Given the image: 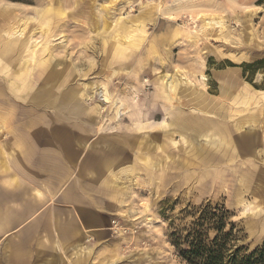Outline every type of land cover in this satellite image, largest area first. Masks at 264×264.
Instances as JSON below:
<instances>
[{
	"label": "rangeland",
	"instance_id": "374dc122",
	"mask_svg": "<svg viewBox=\"0 0 264 264\" xmlns=\"http://www.w3.org/2000/svg\"><path fill=\"white\" fill-rule=\"evenodd\" d=\"M184 1L0 0V116L18 105L10 133L0 128V218L19 215L0 257L36 226L31 264H186L172 234L206 208L228 212L233 250L263 246L264 0ZM53 69L65 86L33 105ZM74 90L88 111L70 119L58 112ZM20 118L63 126L86 148L73 143L68 168L50 126Z\"/></svg>",
	"mask_w": 264,
	"mask_h": 264
},
{
	"label": "crops",
	"instance_id": "0c3cea01",
	"mask_svg": "<svg viewBox=\"0 0 264 264\" xmlns=\"http://www.w3.org/2000/svg\"><path fill=\"white\" fill-rule=\"evenodd\" d=\"M50 75L49 76H40V81H37L39 84L41 83V85L38 87L37 86V90L35 91L34 94L36 93H41L42 94V101L39 103L36 102H32V100L30 101L33 105L37 106L40 105L42 103H44L45 101L48 102L51 101L52 99L55 98V95L57 94V92L59 93V91L61 90V87L65 86L63 83L66 81L65 78H67V76H65V78H63L62 74L60 71L53 69L49 71ZM79 90H74L72 91L71 94L65 93L64 98H67L68 100V104L73 105V110L74 107L77 108L75 111H72V107H70L69 110H60L61 112H58V114H68L70 115L71 119H76L77 115L79 114V112L81 111H88L87 108L85 107H81L80 104H78L77 102V94L79 93ZM24 93V92H23ZM33 94V95H34ZM81 96V92L79 93V97ZM17 99V98H16ZM24 99H29V96L25 94H22V96H20L19 100H24ZM18 109V105L14 106L12 109H7L6 111L8 112L7 114L5 112L2 113V115L0 116V128H6L7 129V133H10V130L15 124H16V120H14L13 114L15 112V110ZM74 113H72V112ZM32 112L29 109V111L26 112L25 116L28 117V115H30ZM73 116V117H72ZM24 118V117H23ZM20 118L22 123H19L18 126L19 128L22 129H26V127H34L36 125L42 126V127H38L39 129L41 128V130H44L46 126H50L51 123H47L44 121H37V122H26L24 123V119ZM88 122V121H87ZM89 123V122H88ZM66 124L68 126H73V122H66ZM45 126V127H43ZM56 126V125H55ZM3 130V129H2ZM49 132H50V137L49 139H51L53 142L60 143V150L64 155V159L66 161V164L68 166V168L70 167V165H73L75 159H74V152L72 151L71 147L73 145V143H79L80 139L77 140V138L73 135L72 132L67 133V128L62 127H54V126H50L49 127ZM69 137V138H68ZM19 145L24 146L25 145V137H18L17 139ZM65 142V143H64ZM83 146V148H86V143L83 142V140H81L80 142ZM79 143V145H80ZM69 147H68V145ZM3 145V144H2ZM1 145V148H2ZM20 146V148H21ZM82 146L80 145V148H82ZM0 150L3 152L4 157L8 154H4L3 149ZM71 152H69L68 150ZM7 152V150H6ZM71 154V155H70ZM104 166V169L106 171H108L110 174H112V176H114V165H108L105 161L99 162L98 164V168H100V165ZM117 179V178H115ZM102 182L104 184L107 183V178L102 177ZM37 194V198L39 199V196H43L42 192H40V190L36 191ZM35 198V197H34ZM36 200V199H35ZM38 202V201H37ZM36 203V202H35ZM38 204V203H36ZM40 204V203H39ZM83 211V209H81ZM12 213H8L7 218L6 219H2L0 218V232L5 231V229L9 226L7 223L10 220H14V216H19V215H15ZM87 216V215H86ZM92 218H85L83 219L84 223L86 225H88V221L90 222ZM83 223V225H84ZM89 227V226H88ZM88 227H84V232H90V229H87ZM39 227H34L31 230H27L24 234V237H21V240H18L17 243L12 242V240L10 239L7 244H5V252L3 254V256L0 257V264H31L30 263V256H31V248L32 247H36L37 250H39V252H41L42 250V244L39 241ZM7 234H5V236H7ZM57 237V236H56ZM79 237L77 229L74 228V225L69 223L68 226V230H67V234L65 236L66 239H64V242H66L65 244H70L73 243L75 245H73V249H76L77 246V242L75 241L77 238ZM58 238V237H57ZM55 242H57V246L58 248H62L63 246H61V244H63L62 242H60V240H56ZM35 243V244H34ZM77 250V249H76ZM7 254V257H6ZM12 254V255H11ZM18 254V255H17ZM78 254V253H77ZM9 255V256H8ZM11 256V257H10ZM29 258H28V257ZM27 257V258H26ZM20 258V259H19ZM27 260V261H25ZM8 262V263H7ZM81 260H77L75 262V264H80ZM47 264H53L51 262L47 263Z\"/></svg>",
	"mask_w": 264,
	"mask_h": 264
},
{
	"label": "trees",
	"instance_id": "16d2710c",
	"mask_svg": "<svg viewBox=\"0 0 264 264\" xmlns=\"http://www.w3.org/2000/svg\"><path fill=\"white\" fill-rule=\"evenodd\" d=\"M228 212L225 209H204L185 234H172L178 257L186 264H264V244L250 253L232 249L233 224L225 231ZM214 236L210 237V232Z\"/></svg>",
	"mask_w": 264,
	"mask_h": 264
},
{
	"label": "bare ground",
	"instance_id": "6f19581e",
	"mask_svg": "<svg viewBox=\"0 0 264 264\" xmlns=\"http://www.w3.org/2000/svg\"><path fill=\"white\" fill-rule=\"evenodd\" d=\"M203 1V0H202ZM205 1H209V0H205ZM185 3H190V1L189 0H185L184 1ZM182 4H183V2H182ZM191 7H194V6H192L191 5ZM159 9L161 10V7H159ZM159 10V11H160ZM219 22H213L212 21V24H214V25H217ZM15 34H18V36H21V34H22V32H20V31H16L15 32ZM12 35H14V34H12ZM125 36V35H124ZM130 36V35H129ZM120 43V42H119ZM123 44V43H122ZM124 47V46H123ZM27 63V62H26ZM167 84V83H166ZM103 91L101 92V94L103 95V100H105V102L106 103H108L109 101H111V100H113V96L110 94V93H108L107 91H105V86H103ZM82 93V92H81ZM83 95V94H82ZM40 97H41V93H36V94H34L33 95V98H32V102H36V103H39V102H41V99H40ZM77 97H79V93L77 94ZM111 102H113V103H109V104H113L114 106H115V116H118L119 114H120V112L122 111V108L120 107V106H118V101H111ZM113 108V107H112ZM77 108H75L74 107V110H73V107H72V111H75ZM71 111V112H72ZM73 113V112H72ZM74 114V113H73ZM71 119V118H70ZM69 138V137H68ZM65 143V142H64ZM68 145V144H67ZM69 145H71V144H69ZM69 145H68V147H69ZM2 149H3V151H4V154H7V152L5 151V146L4 145H2ZM68 150V149H67ZM69 151V150H68ZM70 152V151H69ZM71 153V152H70ZM71 155V154H70ZM12 215V214H11ZM87 232V231H86ZM89 236H90V234H88ZM88 236V237H89ZM88 241V240H87ZM35 244V243H34ZM12 255V254H11ZM18 255V254H17ZM9 256V255H8ZM6 257H7V255H6ZM11 257V256H10ZM28 257V256H27ZM26 257V258H27ZM29 258V257H28ZM20 259V258H19ZM25 261H27V260H25ZM8 263V262H7ZM27 263H28V261H27Z\"/></svg>",
	"mask_w": 264,
	"mask_h": 264
}]
</instances>
